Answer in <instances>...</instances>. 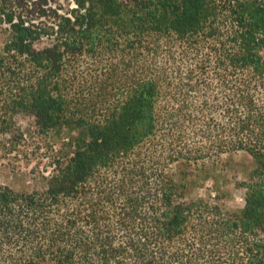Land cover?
<instances>
[{
  "label": "trees",
  "instance_id": "obj_1",
  "mask_svg": "<svg viewBox=\"0 0 264 264\" xmlns=\"http://www.w3.org/2000/svg\"><path fill=\"white\" fill-rule=\"evenodd\" d=\"M74 4L0 0V150L19 113L63 139L41 187L0 186V264H264V0ZM238 151L241 209L187 198Z\"/></svg>",
  "mask_w": 264,
  "mask_h": 264
},
{
  "label": "rangeland",
  "instance_id": "obj_2",
  "mask_svg": "<svg viewBox=\"0 0 264 264\" xmlns=\"http://www.w3.org/2000/svg\"><path fill=\"white\" fill-rule=\"evenodd\" d=\"M48 3L61 7L63 10L75 5L74 0H48ZM1 41L2 33L0 30V45ZM44 43L43 41L37 46ZM99 60L103 63H113L115 65V77L111 82L112 86L116 87L118 83L124 81L123 73L125 72L119 62L120 56L101 55ZM92 62L93 59L88 56L81 57L77 61L76 71L79 76L77 82L84 77L90 91L95 93L97 89L92 79L93 72L89 70ZM112 86L108 88L107 92L113 91ZM15 117L24 135L20 143L13 147L11 151L3 152L0 150V186L5 185L20 191L32 190L43 185V179L38 171L54 159L55 151L61 147L63 139L53 132L40 133L34 125L33 117L29 114L19 113ZM251 167L252 160L247 153L242 151L224 153L215 165V172L211 174L212 177H207L202 187L188 189L186 196L187 198L205 196L206 192L212 191L214 193L215 189L219 187L224 191L220 199L223 205L231 210L241 209L245 188L239 183L247 179Z\"/></svg>",
  "mask_w": 264,
  "mask_h": 264
}]
</instances>
